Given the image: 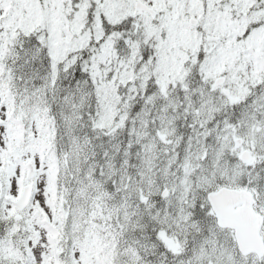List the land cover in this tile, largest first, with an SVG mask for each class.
Here are the masks:
<instances>
[{"label":"snow or ice","instance_id":"6c2138e0","mask_svg":"<svg viewBox=\"0 0 264 264\" xmlns=\"http://www.w3.org/2000/svg\"><path fill=\"white\" fill-rule=\"evenodd\" d=\"M0 264H264V0H0Z\"/></svg>","mask_w":264,"mask_h":264}]
</instances>
